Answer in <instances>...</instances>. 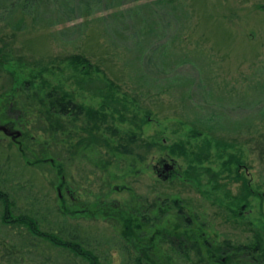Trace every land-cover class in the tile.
Masks as SVG:
<instances>
[{
	"label": "rangeland",
	"instance_id": "obj_1",
	"mask_svg": "<svg viewBox=\"0 0 264 264\" xmlns=\"http://www.w3.org/2000/svg\"><path fill=\"white\" fill-rule=\"evenodd\" d=\"M12 1H0V123L22 131L17 141L0 131V187L12 213L34 214L65 238L77 234L100 264H232L215 250L264 249V0H176L186 14L170 50L199 49L206 71L196 74L214 98L203 90L181 98L184 85L174 92L156 59V80L141 82L124 42L104 36L95 19L104 7L81 34L74 26L83 17L35 25L27 9L11 13ZM18 16L24 29L13 27ZM77 54L89 64L76 67ZM247 90L262 97L256 106L239 102ZM49 93L75 113L50 112ZM212 109L229 120L227 131L252 119L248 131L236 139L191 124L194 110ZM160 158L175 165L166 180L154 170ZM0 264L85 263L0 220Z\"/></svg>",
	"mask_w": 264,
	"mask_h": 264
},
{
	"label": "trees",
	"instance_id": "obj_2",
	"mask_svg": "<svg viewBox=\"0 0 264 264\" xmlns=\"http://www.w3.org/2000/svg\"><path fill=\"white\" fill-rule=\"evenodd\" d=\"M10 3L11 13L15 14V6L16 8L19 6L23 7L27 9L26 14L32 16L35 25L44 24L47 27H52L56 24H62L73 21L78 17H83L85 19L74 26L80 29L81 34L86 33L87 25L91 20L89 17L101 10L97 9L98 7H104L103 9L109 12L95 19L103 21L104 36L111 39L117 46L118 43L124 42V54L127 55L126 62L131 63L132 66L138 65L137 69L141 82L147 83L150 79L156 80L152 76L151 71V65H153L152 63L156 59L157 62L161 61V65L164 66L163 72L165 74L163 76H165L164 78L168 85L175 89L173 90L174 92L178 90L175 88L176 84L180 86L184 85L183 89L179 90L181 91V98L190 91L201 94V90H203V93L207 97H215L214 88H207V80L200 76L198 77V74H196L198 70H205L204 63L199 61V59H195L201 53L199 49L195 47L180 55H178L177 49L174 46L170 50L171 44L174 45L177 39L180 40V30L177 29V26L185 18L186 14L184 13L183 5L176 0H15ZM24 22V17L18 16L15 18L13 27L20 30L24 29L26 27ZM171 25L174 26V29L173 27L171 28ZM127 30L133 31L132 38L126 36L125 31ZM129 37L131 40H128ZM125 42L127 43L125 44ZM72 63L76 67H80L87 66L89 61L82 54H77L72 57ZM187 64L190 68L184 71L182 67ZM169 70L170 73L166 74ZM151 80L149 81L150 83ZM261 85H264V83ZM257 87L258 85H256L254 90ZM254 90L253 93L247 90L239 102L243 103L246 107L249 104L256 106L262 100V97H256ZM177 94L179 95V92ZM252 96L255 99L254 102L249 101V99H252ZM48 98L51 107L50 112L52 113H73L74 109L77 108L71 101H66L57 94L49 93ZM214 102L208 101V105H219V103ZM191 109L193 108L191 107ZM217 111L218 109H212L200 113L198 110H194L195 119L191 124L200 130L210 133L220 132L231 135L236 139L240 137L241 133L248 131H244V126H248L252 119L242 123H230L232 128H228L230 131H227L226 126H228L229 120L224 114ZM13 203L14 201L9 192L0 187V204L3 206L2 213L0 214L2 223L25 225L34 237L44 238L57 248L69 250L85 264H100L98 255L93 249L88 248L86 242L79 239L77 234L72 235L70 238H65L53 230L42 229L38 218L34 214L12 213L11 208ZM219 255H226L225 259L232 264L235 262L237 264H263L264 262V249L260 242H254L253 244H228L227 248L223 247L221 249L219 247L215 250V256ZM137 260L140 261V258H137Z\"/></svg>",
	"mask_w": 264,
	"mask_h": 264
},
{
	"label": "water",
	"instance_id": "obj_3",
	"mask_svg": "<svg viewBox=\"0 0 264 264\" xmlns=\"http://www.w3.org/2000/svg\"><path fill=\"white\" fill-rule=\"evenodd\" d=\"M0 131H2L8 136L13 137V139H17L19 133H21L19 130H16L15 132H17V134L14 136V132L10 131V127L6 124H1V123H0ZM159 165L161 168H158ZM170 168H172V164L169 163L165 158H160L157 161V165H155V170L157 174L161 176L163 180L167 179L168 177L167 171L170 170Z\"/></svg>",
	"mask_w": 264,
	"mask_h": 264
},
{
	"label": "flooded vegetation",
	"instance_id": "obj_4",
	"mask_svg": "<svg viewBox=\"0 0 264 264\" xmlns=\"http://www.w3.org/2000/svg\"><path fill=\"white\" fill-rule=\"evenodd\" d=\"M2 124H6V125H8V126L10 127V131L14 132V136L17 134V132H15L16 130H19V131L22 133L20 127H18L17 123L14 122V121H10V120H9V121L4 122V123H2ZM21 133H19V136H21ZM7 136H8V135H7ZM9 137H11V136H9ZM17 138H18V137H17ZM11 139L14 140V141H17V139H13V137H11ZM158 168H161L160 165L158 166ZM174 168H175V165L172 164V168H170V170L167 171V175H168V177H171V172L173 171ZM154 170H155V166H154ZM155 173L157 174L156 170H155ZM157 176H159V175L157 174ZM159 177L161 178V176H159ZM168 177H167V178H168Z\"/></svg>",
	"mask_w": 264,
	"mask_h": 264
}]
</instances>
